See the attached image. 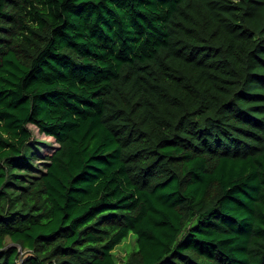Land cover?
<instances>
[{"label": "trees", "instance_id": "obj_1", "mask_svg": "<svg viewBox=\"0 0 264 264\" xmlns=\"http://www.w3.org/2000/svg\"><path fill=\"white\" fill-rule=\"evenodd\" d=\"M0 264H264V0H0Z\"/></svg>", "mask_w": 264, "mask_h": 264}, {"label": "rangeland", "instance_id": "obj_2", "mask_svg": "<svg viewBox=\"0 0 264 264\" xmlns=\"http://www.w3.org/2000/svg\"><path fill=\"white\" fill-rule=\"evenodd\" d=\"M33 128V127H32ZM36 131V130H35ZM36 136L38 137L40 143H36L37 149L40 153L43 152V150L45 149H50L53 142L48 139V138H44L43 136H38V134L36 133ZM33 148V146H32ZM32 173L34 175H39L41 174V172L44 171V166L42 165L41 161H37V160H32ZM135 246V239L132 235H130L126 240H124L120 245H118L114 251V258L116 261L118 262H122V260L124 259L125 255L127 252L131 251ZM23 252L20 250L19 252V256L22 257Z\"/></svg>", "mask_w": 264, "mask_h": 264}]
</instances>
